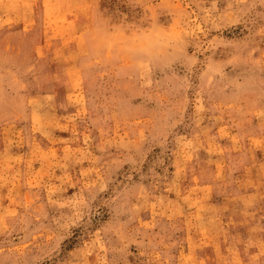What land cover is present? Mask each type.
Instances as JSON below:
<instances>
[{
  "label": "rangeland",
  "instance_id": "obj_1",
  "mask_svg": "<svg viewBox=\"0 0 264 264\" xmlns=\"http://www.w3.org/2000/svg\"><path fill=\"white\" fill-rule=\"evenodd\" d=\"M0 264H264V0H0Z\"/></svg>",
  "mask_w": 264,
  "mask_h": 264
}]
</instances>
